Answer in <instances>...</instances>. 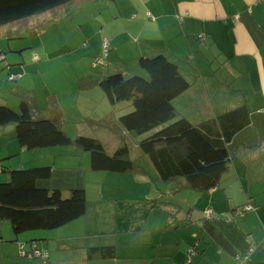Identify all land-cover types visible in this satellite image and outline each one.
Returning <instances> with one entry per match:
<instances>
[{
  "label": "crops",
  "instance_id": "1",
  "mask_svg": "<svg viewBox=\"0 0 264 264\" xmlns=\"http://www.w3.org/2000/svg\"><path fill=\"white\" fill-rule=\"evenodd\" d=\"M94 3L73 0L68 8L41 15L52 19L75 10L71 23L82 31L81 20L74 23L78 10ZM113 4L117 12L110 24L103 12L100 18L93 10L95 25H107L99 29L88 25V36L83 33L88 58L101 56L108 44L104 65L85 72V86L81 87L80 95L97 100L91 119L114 128L118 139L136 134L119 121L131 110V103L111 105L97 82L118 72L143 76L140 57L162 54L179 65L190 81L172 100L178 115L199 125L244 106L249 121L228 142V168L217 186L207 191L191 189L180 180H159L143 154L138 163L141 169L124 173L94 171L86 154H79L85 158V214L42 233L45 239L37 242V247L48 253L47 260L54 254V263L63 264H74L72 257L82 264H237L235 256L249 251L246 264H264V0H117ZM101 5L98 2L97 6ZM93 35L101 48L89 47ZM14 73L22 83L23 74ZM39 149L13 144L11 149L6 146L5 152H9L8 158L20 152L30 155L15 163L12 160V167H26L42 162L37 157H43L44 152ZM51 156L55 164L56 156ZM88 176L94 179L93 185L87 186ZM130 188L140 193L122 197ZM126 199L133 200L131 210L123 201ZM246 205L253 208L245 210ZM0 234L11 238L10 232ZM32 238L36 236L22 234L16 242H0V253L7 258L11 248L18 249V244ZM195 242L197 250L191 255ZM109 246L111 256L91 249Z\"/></svg>",
  "mask_w": 264,
  "mask_h": 264
},
{
  "label": "trees",
  "instance_id": "2",
  "mask_svg": "<svg viewBox=\"0 0 264 264\" xmlns=\"http://www.w3.org/2000/svg\"><path fill=\"white\" fill-rule=\"evenodd\" d=\"M72 1L0 0V26L50 11L55 13L57 9L68 8ZM104 1L115 3L117 0ZM102 57H95L92 63L103 66L105 57L99 63ZM139 66L143 76H125L118 72L107 74L97 82L111 105L123 101L131 103V110L120 116V124L137 135L147 134L138 147L159 180H180L184 186L198 191L214 188L231 159L228 142L249 121L247 109L241 106L193 125L178 115L172 104V100L190 85L180 66L162 54L140 57ZM12 74L15 73L10 70L9 75ZM20 96L16 108L0 103V127L13 124L14 137L20 147L32 150L74 146L90 154V168L94 171L124 173L141 169L129 157L125 143L109 153L94 136L68 137L59 127L61 112L54 115L58 107L56 101L50 100V107L42 109L24 93ZM7 158L4 156L0 161ZM3 171L6 176L0 175V222L8 221L12 232L11 238L0 234V242H16L22 234L36 236L18 244L19 254L38 251L47 255L40 256L46 261L48 253L38 248L36 241H44L41 233L57 229L85 214L87 200L83 176H73L67 171L55 172L47 165L15 168L7 162L0 164V174ZM91 249L109 256L113 252L112 246ZM191 249L196 252V242Z\"/></svg>",
  "mask_w": 264,
  "mask_h": 264
},
{
  "label": "rangeland",
  "instance_id": "3",
  "mask_svg": "<svg viewBox=\"0 0 264 264\" xmlns=\"http://www.w3.org/2000/svg\"><path fill=\"white\" fill-rule=\"evenodd\" d=\"M98 2H101L104 6L98 7ZM105 2L104 0L97 1V3L90 5L86 9L83 8V11L78 10L74 23H80L79 21L81 20L80 24L85 26L82 31L78 30L71 23L70 16L75 10L63 11L58 16L60 18L50 19L51 15H39L0 26V103L16 108L20 101V94L24 93L25 96L33 100L36 107L45 109L50 107V100H56L57 102L58 99L60 105L57 102L58 107L55 109L56 113L54 115H57V111L61 112L59 127L68 137L75 138L78 135L94 136L110 151L109 153L114 152L122 143H125L128 146L129 152L131 151V159L137 163H141L142 159L140 156L142 152L138 147V143L147 134H129L124 139H118L114 128L113 130L109 129L108 125L102 124L103 121L89 117L97 100H87L84 94L80 95L81 85L85 86V81L83 80L85 72H94L97 69L92 68L99 66H95L90 60L94 61V57L96 56L93 58L85 56V36H88L87 34L90 32V25L97 26L95 25L96 17H93V10L97 12L100 18H102L103 12L107 24H110L114 13L117 12L116 4L111 2L108 6ZM107 24H99L97 29L101 25ZM88 25L90 26L89 29H87ZM83 33H85V36ZM89 39L91 43L90 48L102 47L97 42L95 35L89 37ZM99 52H102V49ZM101 56H103V52ZM10 70L13 73L19 72L23 74L22 76L25 79L22 80V83L20 81L13 82L9 80ZM113 111L114 107L111 109V112ZM13 127V124L0 127V159L9 153L5 152L6 146L10 149L13 144L18 146L13 135ZM137 138L139 139L138 141L136 140ZM39 150L44 152L42 154L44 155L43 157H37L42 162H36L31 166L47 165L55 172L67 171L73 176L81 175L83 176L85 187V158L79 154H84V156L86 154L90 162V154L88 152L76 151L72 146L41 148ZM48 151L51 152V155L56 156L55 164H53L52 156L47 154ZM12 155L6 160H2V162L0 161V164L7 162L11 166L12 160L15 163L17 160H21L20 157L30 158L27 157L30 155L23 152ZM14 167L20 168V166H16L15 164ZM0 175L6 176L5 171ZM93 180L91 176H88L87 186L93 185ZM144 192L142 191V193ZM129 193H140V191L130 188V190L124 191L122 197L132 198ZM123 201L129 203V210H131L133 200L126 199ZM0 231L4 235L12 232L10 223L8 221L0 222ZM37 242L39 244L42 243L39 240ZM59 259L65 260L66 258L59 256ZM78 259L72 257L71 262L82 264ZM54 260V254H52L50 260L46 261H42L40 257L30 258L21 256L16 247L10 249L7 258L0 253V264H32V262L37 264H43V262H45L44 264H63V262L54 263Z\"/></svg>",
  "mask_w": 264,
  "mask_h": 264
},
{
  "label": "built area",
  "instance_id": "4",
  "mask_svg": "<svg viewBox=\"0 0 264 264\" xmlns=\"http://www.w3.org/2000/svg\"><path fill=\"white\" fill-rule=\"evenodd\" d=\"M107 49H108V44L105 43L104 44V49H103V57H105L107 55ZM103 57L101 59H99V63H102L103 62L102 61L103 60ZM17 78H18V76L15 75V74H12L10 76V79L11 80H16ZM244 209L245 210H250V209H252V206L251 205H246L244 207ZM206 214H209V213L206 212ZM189 253L191 255L195 254V249H191ZM249 254H250V251L247 252V253H244V254L236 255L235 260H236L237 264H245L246 261H247V259H248V255ZM21 255L22 256H27V257H30V258H32V257H40V256L46 257L47 256L44 253L43 254H40L38 251H34L33 253L30 252V253H27V254L23 251V252H21Z\"/></svg>",
  "mask_w": 264,
  "mask_h": 264
}]
</instances>
